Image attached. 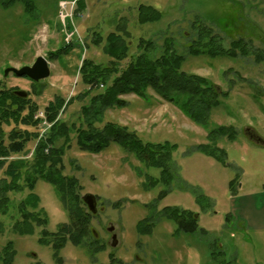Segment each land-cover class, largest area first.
I'll return each instance as SVG.
<instances>
[{
  "label": "rangeland",
  "instance_id": "rangeland-1",
  "mask_svg": "<svg viewBox=\"0 0 264 264\" xmlns=\"http://www.w3.org/2000/svg\"><path fill=\"white\" fill-rule=\"evenodd\" d=\"M59 1L33 0L29 12L20 2L8 8L0 6V89L28 93L42 117L45 118L47 103L59 95L67 104L58 118L67 124H79L80 108L88 105L89 96L81 99L77 96L92 88L81 81V59L89 58L101 64L109 62L102 45L93 44L94 32L102 37L110 31L120 34L128 42L131 54L137 52L140 38L152 40L156 51L167 39L177 54L185 55L181 71L203 76L218 86L217 91L228 93L219 96L204 126L191 120L171 101L160 98L151 88L145 97L122 95L126 103L106 109L102 121L126 126L144 142L175 144L172 161L176 171L172 183L168 187L163 184L146 187V177H158L160 170L144 166L131 152L115 143L91 153L80 151L72 141L62 156L63 173L78 179L81 196L91 193L96 197V213L90 227L97 242L91 243L103 248L94 253L87 245L80 247L67 242L55 252L51 246L39 242L41 230L54 233L68 218L54 185L38 180L31 191L25 188L9 196L18 200L28 192L37 194L40 198L37 208L44 209L47 215L46 226L34 225L32 234L14 233L10 229L17 215L10 211L12 217L0 216L3 227L0 249L8 240L13 242V264H111V255L114 264H244L242 255H236L239 262H235L233 255L240 251L228 243L225 209L229 202L227 186L233 179L237 182L230 190L232 195L237 194L236 188L242 191L264 188V0H81L82 10L76 12L74 7L73 18L64 19L66 30ZM140 5L152 6L160 18L140 23ZM202 23L221 36L224 48H229L236 39L246 47H237L238 54L234 56L188 55L189 40L196 37L193 29ZM66 34L67 37L72 34L69 49H65ZM243 49L244 55H241ZM58 50L64 51L51 59L50 52ZM39 55L49 61L50 74L45 79L32 82L12 72L3 74L6 67L31 65ZM128 60L129 57L121 60L120 68ZM33 86L43 88L42 93L33 95ZM44 121H38L35 127L12 122L1 123L0 127L6 134L14 126L27 128L43 134V139L51 126L47 119ZM219 125L233 126L235 138L220 137L216 143L209 140L208 131ZM36 142L30 140L22 152L11 154L6 161L31 160ZM61 143L58 141L57 145ZM203 144L209 145L208 152L199 149ZM164 189L167 194L160 195ZM167 206L196 214L198 230L176 232L177 224L167 215H156ZM143 218L154 224L149 234L137 231V224ZM107 225L113 226L118 237L115 248L109 244ZM221 243H225L227 263L220 257ZM251 244L252 258L261 264L259 261H264V256L256 243ZM55 254L61 260L56 261Z\"/></svg>",
  "mask_w": 264,
  "mask_h": 264
},
{
  "label": "trees",
  "instance_id": "trees-1",
  "mask_svg": "<svg viewBox=\"0 0 264 264\" xmlns=\"http://www.w3.org/2000/svg\"><path fill=\"white\" fill-rule=\"evenodd\" d=\"M17 2L23 4L25 11L29 12L33 8V0H0V6L8 8ZM82 8L83 3L80 0L76 12ZM138 17L140 23H151L160 18L157 10L146 5L139 6ZM193 31L196 37L189 40L188 55L234 56L238 54L237 47H246L243 41L236 39L231 41L229 48H224L221 36L214 34V30L203 23ZM92 41L94 45H102V52L109 58V62L101 64L89 58L81 60L79 65L81 81L92 88L77 96L80 99L89 96L88 105L83 104L80 108L82 119H79L78 125L67 124L58 118L67 103L63 97L55 96L44 107L45 117L51 122L47 137L36 142L33 158L27 161L6 160L11 154L22 152L27 142L36 140L37 134L27 128L18 129L16 126L6 134L0 127V170L2 169L0 216L7 214L11 216L10 211H14L17 217L13 218L14 222L10 230L19 235L32 234L34 225L46 226L47 215L44 209L37 208L40 201L37 194L28 192L18 200L13 199L9 194L22 192L25 188L31 191L38 180L54 185L68 221L61 223L54 233L46 229L41 230L39 242L51 246L55 252L64 247L67 242L80 247L87 245L94 253L103 248L94 246L95 234L90 227L94 215L88 211L81 200V186L78 179L63 173L62 156L72 141L80 151L91 153H97L109 144L115 143L131 152L144 166L160 170L158 177H146L144 181L146 187H155L157 184L168 187L172 183L171 180L176 171L172 155L176 145L168 141L165 143L144 142L126 126L115 122H103L102 115L106 109L124 105L126 101L121 97L122 95L134 94L145 97L148 94L147 90L151 88L160 98L171 101L191 120L204 126L207 124L211 108L218 104L219 96H225L228 93L224 90L217 91L218 86L210 83L203 76L181 71L185 55L177 54L167 39L161 49L156 51V45L152 40L140 38L135 54L129 52L128 42L116 32L110 31L105 37L94 32ZM70 46L67 44L65 49H69ZM64 50L50 52V58L59 57ZM241 55H244V49ZM127 57H129L127 64L120 68L121 60ZM94 86L97 90H94ZM42 89L33 86L32 94L38 96L42 93ZM37 111L38 106L31 100L28 93L26 96H21L12 88L0 89V124L12 122L15 125L35 127L38 120L34 118V114ZM235 136V128L225 125H219L207 133V138L213 142L215 140V143L217 138L227 137L233 140ZM5 137H7L6 145ZM58 141H62L59 146ZM199 149L208 152L209 145H200ZM236 182V179L230 182L231 191ZM167 192L164 189L159 194L165 195ZM162 213L177 224L176 232L192 233L198 230L196 214L190 211L167 206L161 212H156V215L163 217ZM228 217L229 214H227V220H229ZM1 224L0 220V234L3 232ZM153 226L152 221L143 218L137 224V231L140 234L143 232L149 234ZM55 255L56 261L61 260L57 254ZM14 257L13 242L8 240L0 249V264H13ZM110 259L114 264L112 255Z\"/></svg>",
  "mask_w": 264,
  "mask_h": 264
},
{
  "label": "crops",
  "instance_id": "crops-1",
  "mask_svg": "<svg viewBox=\"0 0 264 264\" xmlns=\"http://www.w3.org/2000/svg\"><path fill=\"white\" fill-rule=\"evenodd\" d=\"M230 190L227 186L229 202L226 205L225 213L229 214V220H227L228 227L224 229H227L226 231H228L230 237L228 243L236 248L238 247V251H240L235 252L236 254L233 255L235 262L236 260L239 262L236 255H242L245 261L244 264H256L257 262L252 258L251 243H256L264 256V188L256 191H242L236 188L238 192L234 195L230 194ZM239 191L242 192L239 193ZM203 233L206 234V231H203ZM249 238H252L251 242H249ZM217 239V237L213 239L214 244H216ZM226 245L230 247L228 244ZM219 247L222 248L220 250L222 261L227 263L228 256L224 251L225 243H221ZM230 262L232 263V260ZM259 262L264 264V261Z\"/></svg>",
  "mask_w": 264,
  "mask_h": 264
},
{
  "label": "water",
  "instance_id": "water-1",
  "mask_svg": "<svg viewBox=\"0 0 264 264\" xmlns=\"http://www.w3.org/2000/svg\"><path fill=\"white\" fill-rule=\"evenodd\" d=\"M50 67L48 60L42 56L39 55L35 58L34 62L31 65H23L19 68L10 66L6 67L4 69L3 74L6 75L8 72H12L16 76L19 77H28L29 79L33 81H38L40 79H45L46 77L49 76L50 74ZM17 94L21 96H26V92L23 91H16ZM82 201L86 204L87 208L89 211L92 213L96 212V198L93 194L91 193H85L84 195L80 196ZM111 230L113 229L112 227L110 228ZM113 242L112 245H116V236H113Z\"/></svg>",
  "mask_w": 264,
  "mask_h": 264
},
{
  "label": "built area",
  "instance_id": "built-area-1",
  "mask_svg": "<svg viewBox=\"0 0 264 264\" xmlns=\"http://www.w3.org/2000/svg\"><path fill=\"white\" fill-rule=\"evenodd\" d=\"M76 6V0H70V1H61L59 2V13L61 14L60 17L62 19V21H64V19L66 17L72 19L73 15H74V7ZM62 10V11H61ZM63 11L66 12L65 15H63ZM73 34V33H72ZM72 34L68 35L67 37V34L65 36V40L66 42L68 43L70 41V38L72 36ZM41 112H39L38 114L35 115V117H40V118H43L41 115H40ZM45 121H43L44 123Z\"/></svg>",
  "mask_w": 264,
  "mask_h": 264
},
{
  "label": "flooded vegetation",
  "instance_id": "flooded-vegetation-1",
  "mask_svg": "<svg viewBox=\"0 0 264 264\" xmlns=\"http://www.w3.org/2000/svg\"><path fill=\"white\" fill-rule=\"evenodd\" d=\"M248 46V45H247ZM33 82V81H32ZM111 227H113L112 225H107L106 227H105V232H106V234L108 235V237H109V244L111 245V246H113L112 245V242H113V236L115 235L116 236V239H118V237H117V235H116V233L114 232V229H110ZM95 241L97 242V236L95 235ZM114 248L116 247V245L115 246H113ZM111 264H112V262H111Z\"/></svg>",
  "mask_w": 264,
  "mask_h": 264
}]
</instances>
